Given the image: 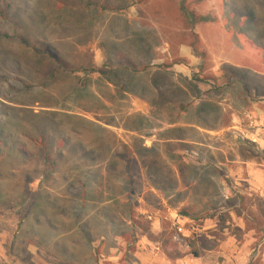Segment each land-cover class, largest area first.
<instances>
[{
    "label": "rangeland",
    "instance_id": "1",
    "mask_svg": "<svg viewBox=\"0 0 264 264\" xmlns=\"http://www.w3.org/2000/svg\"><path fill=\"white\" fill-rule=\"evenodd\" d=\"M0 34V264H264V0H0ZM205 90L237 126H166Z\"/></svg>",
    "mask_w": 264,
    "mask_h": 264
},
{
    "label": "trees",
    "instance_id": "2",
    "mask_svg": "<svg viewBox=\"0 0 264 264\" xmlns=\"http://www.w3.org/2000/svg\"><path fill=\"white\" fill-rule=\"evenodd\" d=\"M183 12L185 13L186 17L188 18V20L192 21L193 24H196L197 22H202V21H206V17L204 16H196L191 10H187L186 7L181 6ZM195 35H197L195 33ZM0 36L4 37L5 39H9L10 36L8 34H0ZM16 37V35H15ZM18 41L24 45V46H30V44L27 42V40H25L23 37L21 38H17ZM34 51H36L38 54L43 55L46 59H48L49 61H51L54 64V67L52 69V74L56 73L57 71H71V68L69 66V64L65 61V59L59 54V52H57L56 50H54L50 45L48 44H44L41 43L39 45V48L35 45L30 46ZM130 64V63H129ZM127 67L123 64H118L117 66L113 67L111 65H108L107 63L104 64L102 67H99L97 70H95L94 68H92V71H97L100 75H104L107 74L108 71L110 70H118L121 68ZM130 69L134 70V67H132V65L129 66ZM77 83L79 84V86L81 87H85V83L83 78L81 77H77ZM26 90H31L32 88H34L31 85H27V84H23ZM37 102V101H36ZM39 103V102H38ZM21 106H16V105H9L8 109L11 111H14L16 113H25L27 115H30L33 118H39V119H43L46 116L49 117V115L54 116H62V117H67V118H75V119H81V117L79 118L78 115L75 114H69L66 112H63L61 110H59V108L55 107V106H51L49 104H46L44 102L39 103L40 107H46V109H43L39 112H34L31 108L29 107H25L23 105L25 104H19ZM97 127V126H96ZM97 129H101V131L103 130V128L97 127ZM35 131H36V137H32V136H28L27 137L29 139H31L32 141H34L36 144L39 145V147L42 149H44V153L42 155L43 159H44V163L48 162L49 160V154L47 153L46 150V133L44 132L43 129H40L39 127L35 126ZM144 150H151L152 147H144ZM15 150L21 155L25 154V151L23 150V148L21 146H18L17 148H15ZM261 154L263 152H260ZM257 155V153H255ZM115 156H117V158H122L123 155L121 153H116L114 154ZM254 156V154H253ZM128 164L125 165V171H128ZM184 215L187 216V213H183ZM196 256L197 254L194 253Z\"/></svg>",
    "mask_w": 264,
    "mask_h": 264
},
{
    "label": "crops",
    "instance_id": "3",
    "mask_svg": "<svg viewBox=\"0 0 264 264\" xmlns=\"http://www.w3.org/2000/svg\"><path fill=\"white\" fill-rule=\"evenodd\" d=\"M179 54H180V56H183V57L189 59V62H191V64L193 63L194 58L192 57V51L190 48H188L186 46L180 48ZM207 94L208 93L205 90L204 95H202V96L197 95L195 99L193 98L194 100L191 101V103L189 105L183 104L182 102H176V101L171 102V100H168V104H169L168 106L175 110L174 111L175 121L166 125V126H180V127L190 126L191 128L195 127L196 130L201 131V133H203V132L208 133V132H211L212 130H214V129H205V127H202V126H237L235 124L236 115H234V113H232L233 117L231 118V120H230L231 123L229 125L219 124V123H217L215 125L213 123V121L206 122L205 119H203V115H207V117H208V115L212 111L211 108L214 107L215 104L224 105L223 108H225V111H226V105H227V107H229L231 109H232V106H234V101H232V106H231L228 103L229 99L226 98V96H222L220 98H217L218 96H214V95L208 97ZM243 97L244 96H242L241 99L244 100ZM151 99H153V97ZM151 99H149V101L143 100V104H142V108L147 109V111H149V112L151 111V107L153 105ZM244 103H245V100L243 101V104ZM262 114H264V111H262L259 114L255 113V115H257V116H260ZM193 128H192V130H193ZM184 140H187V139H184ZM188 141H190L189 143L192 142V140H190V139ZM188 141H186V142H188Z\"/></svg>",
    "mask_w": 264,
    "mask_h": 264
}]
</instances>
